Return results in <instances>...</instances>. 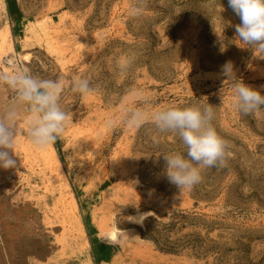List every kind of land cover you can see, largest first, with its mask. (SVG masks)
Here are the masks:
<instances>
[{
  "label": "rangeland",
  "instance_id": "374dc122",
  "mask_svg": "<svg viewBox=\"0 0 264 264\" xmlns=\"http://www.w3.org/2000/svg\"><path fill=\"white\" fill-rule=\"evenodd\" d=\"M3 2L0 31L10 26L14 50L0 54V72L65 81L60 105L69 120L52 145L69 188L21 136L16 167L0 168V264H264V107L242 114L221 73L230 61L264 95V53L236 40L241 21L228 0ZM78 78L95 91L73 93ZM133 88L150 109L215 107L226 165L202 170L181 193L163 174V154L185 152L178 134L151 122L105 128ZM12 95L0 87V111Z\"/></svg>",
  "mask_w": 264,
  "mask_h": 264
},
{
  "label": "clouds",
  "instance_id": "9594fccd",
  "mask_svg": "<svg viewBox=\"0 0 264 264\" xmlns=\"http://www.w3.org/2000/svg\"><path fill=\"white\" fill-rule=\"evenodd\" d=\"M228 4L241 21L235 25L236 40L250 47L255 54L264 53V0H228ZM217 35L223 48L222 39ZM131 63L129 59L122 64L121 71H127ZM221 73L226 77L224 84L231 82L236 107L242 114H251L264 107V95L238 79L230 61L222 66ZM0 87L13 93L10 102L0 111V168L14 169V149L21 136L35 150L45 151L63 135L69 120V113L60 105L65 81L62 78H39L21 69L0 72ZM71 91L87 97L95 89L88 79L78 78L72 81ZM221 99L223 103L222 95ZM121 104L123 111L105 122L107 130L121 125L129 130L139 129L151 122L160 132L178 134L185 152L163 154V174L181 193L201 182L202 170L226 165L230 155L228 142L218 135L212 125L215 109L212 105L150 109L144 92L135 88L124 94Z\"/></svg>",
  "mask_w": 264,
  "mask_h": 264
},
{
  "label": "bare ground",
  "instance_id": "6f19581e",
  "mask_svg": "<svg viewBox=\"0 0 264 264\" xmlns=\"http://www.w3.org/2000/svg\"><path fill=\"white\" fill-rule=\"evenodd\" d=\"M0 5L2 6L3 10H5V3L3 2V0H0ZM35 27H32L31 28V32L32 33H35V30H34ZM44 35L45 36H49L50 33L48 32V30H44ZM51 37V35H50ZM50 47L52 48H55L54 47V43L51 41L52 39L50 38ZM6 50H9L10 52L12 50H14V46H13V42L11 41V28L10 26L7 24L4 29H2L0 31V54H3L6 52ZM15 53V51H14ZM39 152V155H41V158L42 160H44L45 164L50 167V170L52 171V175L54 177V179L58 180L60 179L61 182L63 181L64 185H65V188H69V183L67 181V177H66V174H65V169L63 170V165L58 157V154H57V151L56 149L53 147V145L51 144L47 150L45 151H38ZM64 196H62L63 198ZM67 201V200H66ZM68 213V212H67ZM70 213L72 215H75L77 213V208L74 206L72 208V210L70 211ZM153 212H149L145 215H142V219H144L146 216H150L152 215ZM69 215V213H68ZM68 215H65L64 216V220L68 218ZM76 227L77 229L79 230L80 232V235H81V238L84 242V245L88 246L89 243H87V239H86V234L84 232V229H83V226L81 224V222H77L76 223ZM118 232H120V230L115 226L113 225L112 226V229L109 230V237L112 239V240H115L117 239L118 237Z\"/></svg>",
  "mask_w": 264,
  "mask_h": 264
}]
</instances>
